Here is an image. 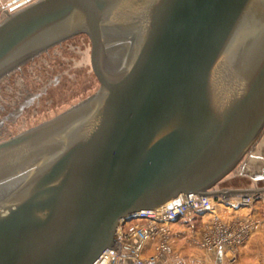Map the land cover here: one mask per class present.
I'll use <instances>...</instances> for the list:
<instances>
[{
    "label": "water",
    "instance_id": "water-1",
    "mask_svg": "<svg viewBox=\"0 0 264 264\" xmlns=\"http://www.w3.org/2000/svg\"><path fill=\"white\" fill-rule=\"evenodd\" d=\"M14 3L0 79L74 39L97 88L0 141V264H94L140 211L264 192L217 188L264 138V0Z\"/></svg>",
    "mask_w": 264,
    "mask_h": 264
},
{
    "label": "rangeland",
    "instance_id": "rangeland-1",
    "mask_svg": "<svg viewBox=\"0 0 264 264\" xmlns=\"http://www.w3.org/2000/svg\"><path fill=\"white\" fill-rule=\"evenodd\" d=\"M9 5L0 0V15L10 8ZM96 88L97 79L82 44L69 39L52 48L34 62L25 64L20 71H15L8 81L0 96V104L7 101L11 107L2 109L0 105V141L60 109L72 107ZM241 168L239 166L219 187L247 184V178L239 174Z\"/></svg>",
    "mask_w": 264,
    "mask_h": 264
},
{
    "label": "built area",
    "instance_id": "built-area-1",
    "mask_svg": "<svg viewBox=\"0 0 264 264\" xmlns=\"http://www.w3.org/2000/svg\"><path fill=\"white\" fill-rule=\"evenodd\" d=\"M21 1L30 4L36 0ZM9 6L7 11L14 5ZM224 199L221 196L188 194L182 195L176 202H170L154 210L140 211L119 227L115 249L107 250L94 264H117L125 257L132 259L135 264H153L157 255L146 257L143 254L146 244L152 239H157V252H172L170 223L196 213L208 214L209 217L208 228L201 244L208 249L229 247L233 252L232 263H236V251L248 240L252 223L245 220L233 223L224 221L217 209L218 204L223 203ZM259 202L264 203L262 192L241 194L234 200V203L250 209ZM124 249L126 251H123Z\"/></svg>",
    "mask_w": 264,
    "mask_h": 264
},
{
    "label": "crops",
    "instance_id": "crops-1",
    "mask_svg": "<svg viewBox=\"0 0 264 264\" xmlns=\"http://www.w3.org/2000/svg\"><path fill=\"white\" fill-rule=\"evenodd\" d=\"M16 0H3L12 4ZM239 174L247 178V184L226 188H255L264 186V138L250 152L241 164ZM217 188H221L218 187ZM264 193V192H262ZM241 194L221 196L223 203L217 209L223 220L233 223L237 220L250 221L252 230L248 240L236 251V263H232L233 252L227 246L208 249L201 243L208 228V214L196 213L170 223L172 252L156 251L157 239L149 241L144 249L147 257L156 254L153 264H264V203L259 202L253 209L240 206L234 200ZM123 251H126L124 249ZM117 264H135L125 257Z\"/></svg>",
    "mask_w": 264,
    "mask_h": 264
},
{
    "label": "flooded vegetation",
    "instance_id": "flooded-vegetation-1",
    "mask_svg": "<svg viewBox=\"0 0 264 264\" xmlns=\"http://www.w3.org/2000/svg\"><path fill=\"white\" fill-rule=\"evenodd\" d=\"M66 41H67V40H66ZM64 42H65V41H64ZM64 42H62V43H60V44H58V45H56V46H59V45L63 44ZM56 46H54V47H56ZM54 47H52V48H54ZM52 48H50V49H49L48 51H46V52H43V53H41V54L35 56L34 58H32V59H30L29 61L25 62V63H24L23 65H21L19 68L15 69V70H13L12 72H10L9 74L5 75L4 77H2V78L0 79V82L3 81V80H5V79H10V77L13 75V73H14L15 71H17V70L20 71V70L23 68V66H24L25 64H27L28 62H31V61L34 62V60H35L36 58H38V57H40L41 55H43V54L49 52ZM7 81H8V80H7ZM2 88H3V86L0 85V90H2ZM3 102H4V104H3V103L0 104L2 109H7V108H10V107H11V104H10L9 102H7V101H3ZM13 104H15V103H13ZM13 106H15V105H13ZM73 106H74V105H73ZM27 107H29V106H27ZM68 108H69V107H66V108H64V109H60V110L56 111L53 115H48L47 117H44V119L38 120L37 122H35V124H31V126H29V127H27V128H24V129H22V130L24 131V130H26V129H28V128H30V127H32V126H34V125H36V124H38V123H40V122H42V121H45V120H47V119H49V118H51V117H53V116H55V115L61 113L62 111L67 110ZM36 111H37V110H36ZM3 123H4V121H3ZM16 132H17V134H18V132L20 133V132H22V131H16Z\"/></svg>",
    "mask_w": 264,
    "mask_h": 264
},
{
    "label": "bare ground",
    "instance_id": "bare-ground-1",
    "mask_svg": "<svg viewBox=\"0 0 264 264\" xmlns=\"http://www.w3.org/2000/svg\"><path fill=\"white\" fill-rule=\"evenodd\" d=\"M17 3H19V2H17ZM13 5H15V4L13 3Z\"/></svg>",
    "mask_w": 264,
    "mask_h": 264
}]
</instances>
